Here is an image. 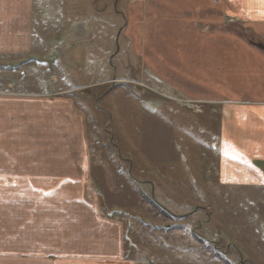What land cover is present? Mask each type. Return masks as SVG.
I'll use <instances>...</instances> for the list:
<instances>
[{"label":"crops","instance_id":"1","mask_svg":"<svg viewBox=\"0 0 264 264\" xmlns=\"http://www.w3.org/2000/svg\"><path fill=\"white\" fill-rule=\"evenodd\" d=\"M72 1L0 0V264H156L135 249L125 212L73 187L91 173L86 141L83 159L68 153L71 88L56 87L57 51L82 40ZM119 1L110 13L124 20L115 30L122 53L149 92L206 123L213 185L254 213L264 200V0H123L122 11ZM250 222L255 233L264 227L260 216ZM256 249L238 264H264Z\"/></svg>","mask_w":264,"mask_h":264},{"label":"rangeland","instance_id":"2","mask_svg":"<svg viewBox=\"0 0 264 264\" xmlns=\"http://www.w3.org/2000/svg\"><path fill=\"white\" fill-rule=\"evenodd\" d=\"M107 2L104 16H97L95 11ZM123 7L120 0L117 8ZM112 10L111 0H73L71 19L73 28L81 24V44L73 37L72 48L56 54L60 56L56 87L71 88L65 94L71 106V148L65 150L74 160L87 153L91 173L89 180L81 179L73 187H85L80 198L89 203L97 200L125 212L121 218L131 226L135 249L149 254L156 264L225 260L238 264L253 247L259 258L264 252V227L260 235L248 225L254 216L264 223V200L260 198L253 213L248 199L213 185L206 123L201 120L197 125L195 110L145 88L142 73L122 53V39L115 30L124 20L112 18ZM81 13L85 22H79ZM63 117L58 120L63 122ZM72 164L75 175L80 167ZM72 198L76 202L78 197ZM230 225L240 230L232 231ZM251 237L256 244L249 242ZM231 243L236 248L229 249Z\"/></svg>","mask_w":264,"mask_h":264},{"label":"trees","instance_id":"3","mask_svg":"<svg viewBox=\"0 0 264 264\" xmlns=\"http://www.w3.org/2000/svg\"><path fill=\"white\" fill-rule=\"evenodd\" d=\"M121 213H124V212H121ZM128 215V214H127ZM132 217V216H131Z\"/></svg>","mask_w":264,"mask_h":264}]
</instances>
